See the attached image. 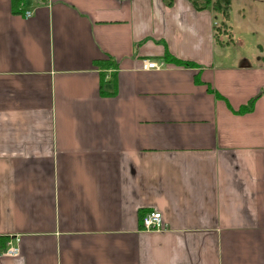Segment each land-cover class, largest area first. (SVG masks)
<instances>
[{
    "label": "crops",
    "instance_id": "1",
    "mask_svg": "<svg viewBox=\"0 0 264 264\" xmlns=\"http://www.w3.org/2000/svg\"><path fill=\"white\" fill-rule=\"evenodd\" d=\"M195 2L0 0V264H264V48Z\"/></svg>",
    "mask_w": 264,
    "mask_h": 264
},
{
    "label": "rangeland",
    "instance_id": "2",
    "mask_svg": "<svg viewBox=\"0 0 264 264\" xmlns=\"http://www.w3.org/2000/svg\"><path fill=\"white\" fill-rule=\"evenodd\" d=\"M35 2L36 0H26L29 6ZM233 2L234 13L229 21L231 20L230 25L234 30L235 43H231V50L238 52L240 56L256 51L257 46L264 48V0H233ZM223 34H230L227 32V27L221 30L220 35L224 36Z\"/></svg>",
    "mask_w": 264,
    "mask_h": 264
},
{
    "label": "trees",
    "instance_id": "3",
    "mask_svg": "<svg viewBox=\"0 0 264 264\" xmlns=\"http://www.w3.org/2000/svg\"><path fill=\"white\" fill-rule=\"evenodd\" d=\"M170 3H171V0H170ZM25 4H26V0H12L13 12L15 14L21 13L22 8ZM195 4H196L198 9H203V8L211 6L212 9L214 10V12L216 13V15L219 16V18H220L219 21L221 24L217 21L218 26H215V31H216L215 36H216V38H218L220 36L221 30H223V28H226L228 26L227 22L229 21V19L231 17L232 0H206L205 6H203V7H201L200 5H197L196 2H195ZM165 60L169 63H173V64L178 65V66H193V64H191L189 62L179 61L178 59L173 58L168 54L165 56ZM96 64L102 71L116 68L115 64L111 61H97ZM101 76H102L101 89H102V94H103V85L105 83V74L103 72H101ZM260 96H261V94L255 98H253L248 103V105L242 107L238 113L242 114V115L252 113L255 110L256 102L260 98Z\"/></svg>",
    "mask_w": 264,
    "mask_h": 264
},
{
    "label": "built area",
    "instance_id": "4",
    "mask_svg": "<svg viewBox=\"0 0 264 264\" xmlns=\"http://www.w3.org/2000/svg\"><path fill=\"white\" fill-rule=\"evenodd\" d=\"M33 16L32 12H25V18H31ZM218 26V23H215ZM165 68L164 63H157L151 61L144 62L145 70H163ZM143 228L147 232H165L168 230L167 225L164 222L163 215L159 211H154L146 214L143 218ZM19 249L12 247L9 244V248L4 252L6 256H17Z\"/></svg>",
    "mask_w": 264,
    "mask_h": 264
}]
</instances>
